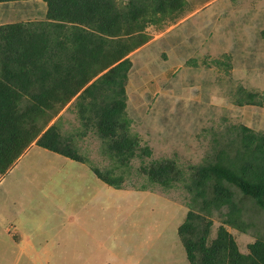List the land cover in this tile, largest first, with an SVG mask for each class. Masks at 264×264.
Returning <instances> with one entry per match:
<instances>
[{
    "label": "rangeland",
    "instance_id": "1",
    "mask_svg": "<svg viewBox=\"0 0 264 264\" xmlns=\"http://www.w3.org/2000/svg\"><path fill=\"white\" fill-rule=\"evenodd\" d=\"M46 11L38 0L0 3V24L44 21ZM148 17L146 43L128 56L126 91L132 133L151 155L115 169L124 175L122 189L107 185L91 168L107 172L117 163L72 103L65 106L50 125L57 122L89 162L34 143L0 174L6 227L14 234L23 222L40 251L24 255L0 225V264H190L178 228L198 209L182 183L152 184L142 167L173 160L189 176L221 149L234 156L242 126L264 135V0H186L181 14ZM247 93L257 94L261 106L237 105ZM231 188L245 230L226 224V207L208 219L210 241L224 225L248 254L249 245L264 240V211Z\"/></svg>",
    "mask_w": 264,
    "mask_h": 264
},
{
    "label": "trees",
    "instance_id": "2",
    "mask_svg": "<svg viewBox=\"0 0 264 264\" xmlns=\"http://www.w3.org/2000/svg\"><path fill=\"white\" fill-rule=\"evenodd\" d=\"M33 0H0V3ZM37 1V0H34ZM46 20L0 24V174L6 173L32 145L79 163H88L70 138L50 123L72 103L82 126L95 130L116 166L92 167L107 185L122 189L115 169L151 155L132 133L126 86L133 62L128 57L146 43L149 15L181 14L186 0H38ZM150 21V19H149ZM247 93L237 105H260ZM60 121V119H59ZM237 130V129H236ZM234 156L221 149L214 162L191 167L186 176L173 160L142 167L150 183L170 188L182 183L191 196L190 210L178 234L190 264H264V240L243 254L222 225L210 241L215 211L230 209L227 225L244 231L236 187L264 211V135L242 126ZM233 143V142H232ZM231 143V144H232Z\"/></svg>",
    "mask_w": 264,
    "mask_h": 264
},
{
    "label": "crops",
    "instance_id": "3",
    "mask_svg": "<svg viewBox=\"0 0 264 264\" xmlns=\"http://www.w3.org/2000/svg\"><path fill=\"white\" fill-rule=\"evenodd\" d=\"M6 223H7V216L5 215L4 211H0V225L3 228V233L7 237L12 238V240L15 243L22 244V246H20V250L24 255L30 253L33 254L34 256H38L40 251H36L34 246V238L32 237V235L30 236L25 235V228L23 222H19L20 229H16L14 234H12L9 227H6ZM41 253L43 254V256L44 255H46L47 257L51 256L48 255L49 253L44 251H42Z\"/></svg>",
    "mask_w": 264,
    "mask_h": 264
}]
</instances>
